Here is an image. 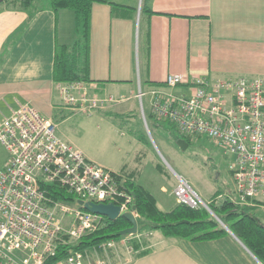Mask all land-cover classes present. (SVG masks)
<instances>
[{
	"label": "crops",
	"instance_id": "obj_1",
	"mask_svg": "<svg viewBox=\"0 0 264 264\" xmlns=\"http://www.w3.org/2000/svg\"><path fill=\"white\" fill-rule=\"evenodd\" d=\"M3 1L0 121L29 104L55 122L73 111L63 103L54 81V63L57 46H71L78 38L75 16L50 6L13 11ZM142 6L143 0L92 6L86 84L95 87L91 95L113 100L102 111L114 113L105 110L139 101V89L150 97V104L152 91L185 92V86H165L171 74L210 80L264 78V0H147L143 11ZM140 177L136 175L138 181ZM231 233L191 242L154 232L137 247L134 264H261Z\"/></svg>",
	"mask_w": 264,
	"mask_h": 264
},
{
	"label": "built area",
	"instance_id": "obj_2",
	"mask_svg": "<svg viewBox=\"0 0 264 264\" xmlns=\"http://www.w3.org/2000/svg\"><path fill=\"white\" fill-rule=\"evenodd\" d=\"M165 86L186 89L180 94L152 91L154 117L173 124L182 140L204 136L232 156L237 203L264 209V78L210 80L171 74ZM57 88L67 107L85 113L113 101L91 95L95 87L84 82ZM146 95L139 90L142 106ZM1 149L8 161L0 170V264H132L133 242L141 239L138 232L97 249H69L56 259L105 224L106 217L84 210L78 201L113 204L121 215L137 217L131 207L133 195L121 188L113 171L61 139L57 125L29 104L0 121ZM177 177V203L210 210L189 183ZM52 185L67 190L76 201L48 197L47 187Z\"/></svg>",
	"mask_w": 264,
	"mask_h": 264
},
{
	"label": "rangeland",
	"instance_id": "obj_3",
	"mask_svg": "<svg viewBox=\"0 0 264 264\" xmlns=\"http://www.w3.org/2000/svg\"><path fill=\"white\" fill-rule=\"evenodd\" d=\"M34 5L36 8L49 7L50 0H38ZM102 108L105 106L89 113L76 109L64 112L61 118L57 116L56 123L52 120L57 125V134L110 171H119L126 165L129 172L141 174L139 182L154 194L162 210H170L175 205L173 191L177 175L183 177L207 204L214 200L219 204L226 196L236 198L232 176L234 158L224 154L214 141L204 136L193 139L187 148L181 149L174 140V135H179L176 128L167 122L156 125L150 118V97L144 98L143 106L132 99L123 107L109 106L105 110L114 113H106ZM7 161L8 154L1 149L0 170ZM134 201L131 207L135 206ZM210 211L213 212L208 210L210 214ZM248 214L264 225V209H249ZM136 220L141 239L133 242L135 258L132 264L138 256L137 247L154 233L144 229L143 225L148 227V221L141 219L138 212ZM219 221L225 229L226 225Z\"/></svg>",
	"mask_w": 264,
	"mask_h": 264
},
{
	"label": "trees",
	"instance_id": "obj_4",
	"mask_svg": "<svg viewBox=\"0 0 264 264\" xmlns=\"http://www.w3.org/2000/svg\"><path fill=\"white\" fill-rule=\"evenodd\" d=\"M38 0H4L7 8L13 11H34ZM110 0H50V7L55 11L69 10L75 16L76 42L71 45H58L55 52L54 81L56 86L73 82H90L89 50H90V16L92 6L96 3H107ZM147 0H143L142 11ZM156 125H160L152 112L149 114ZM148 118V117H147ZM171 124V123H169ZM173 125V124H171ZM174 126V125H173ZM175 127V126H174ZM176 128V127H175ZM177 130V128H176ZM179 134V133H178ZM183 139L174 135V140ZM184 140L190 144L189 139ZM125 166L119 173L113 172L121 188L133 195L135 207L141 219L148 221L144 229L160 232L164 237L191 242H206L218 240L229 235L215 218L205 208H190L185 204H176L170 210H162L158 200L152 192L141 185L136 178V172L128 171ZM48 197L57 202L73 203L76 197L67 190L57 186H48ZM227 197V198H226ZM222 197V201L209 203L210 209L219 217L246 248L264 264V225L258 219L248 214L247 205H239L229 196ZM105 224L96 232L85 236L78 245L61 251L56 259L63 258L72 250L97 249L102 243L109 240L123 238L121 232L130 228L131 224L123 217L115 221L104 218ZM146 227V228H145ZM142 228V227H141Z\"/></svg>",
	"mask_w": 264,
	"mask_h": 264
},
{
	"label": "water",
	"instance_id": "obj_5",
	"mask_svg": "<svg viewBox=\"0 0 264 264\" xmlns=\"http://www.w3.org/2000/svg\"><path fill=\"white\" fill-rule=\"evenodd\" d=\"M3 0H0V2H2ZM177 145L181 148V149H185L188 147V144L185 140H178L177 141ZM78 205L80 207H82L84 210L95 214V215H100L103 217L108 218L110 221H115L117 220L119 217H123L125 218L130 224L131 227L122 231L121 232V236H127V235H135L138 232V222L136 220V218L134 217L133 214L131 213H124L121 215V210L119 207L113 205V204H94L92 202H83V201H78ZM133 210H136V207H133ZM211 212V211H210ZM211 214L219 221V218L214 215L213 212H211ZM220 223H222V221H219ZM223 226H225L222 223ZM225 229L231 233V231L225 226ZM232 234V233H231Z\"/></svg>",
	"mask_w": 264,
	"mask_h": 264
}]
</instances>
